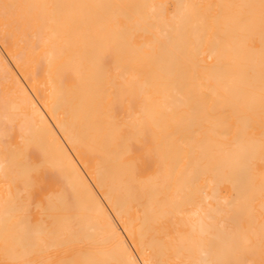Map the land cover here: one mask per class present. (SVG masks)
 <instances>
[{"label":"bare ground","instance_id":"6f19581e","mask_svg":"<svg viewBox=\"0 0 264 264\" xmlns=\"http://www.w3.org/2000/svg\"><path fill=\"white\" fill-rule=\"evenodd\" d=\"M0 264H264V0H0Z\"/></svg>","mask_w":264,"mask_h":264}]
</instances>
